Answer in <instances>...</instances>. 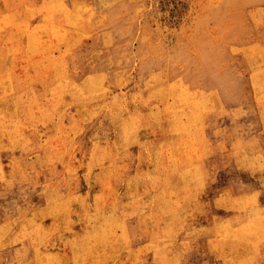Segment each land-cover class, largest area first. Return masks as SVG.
I'll use <instances>...</instances> for the list:
<instances>
[{
    "label": "rangeland",
    "instance_id": "obj_1",
    "mask_svg": "<svg viewBox=\"0 0 264 264\" xmlns=\"http://www.w3.org/2000/svg\"><path fill=\"white\" fill-rule=\"evenodd\" d=\"M0 264H264V0H0Z\"/></svg>",
    "mask_w": 264,
    "mask_h": 264
},
{
    "label": "bare ground",
    "instance_id": "obj_2",
    "mask_svg": "<svg viewBox=\"0 0 264 264\" xmlns=\"http://www.w3.org/2000/svg\"><path fill=\"white\" fill-rule=\"evenodd\" d=\"M9 1V0H8ZM5 6V5H4ZM12 8V7H11ZM82 8V7H81ZM80 12H82V11H80ZM61 24V23H60ZM52 29H54V28H52ZM65 30H67V29H65ZM68 31V30H67ZM53 34V33H52ZM180 100V99H179ZM180 103V102H179ZM184 103L185 104H189L187 101H184ZM175 104V103H174ZM181 104V103H180ZM176 105V104H175ZM178 105V104H177ZM192 105V104H191ZM191 105H190V109H191ZM174 106V105H173ZM179 106V105H178ZM178 106H175L176 108L178 107ZM185 106V105H184ZM187 107V106H186ZM189 107V106H188ZM173 108V107H172ZM180 108L182 109V105L180 106ZM174 109V108H173ZM172 109V110H173ZM179 109V108H178ZM180 110V109H179ZM184 109H182L181 111H182V113L184 112L183 111ZM192 116H194V115H192Z\"/></svg>",
    "mask_w": 264,
    "mask_h": 264
}]
</instances>
